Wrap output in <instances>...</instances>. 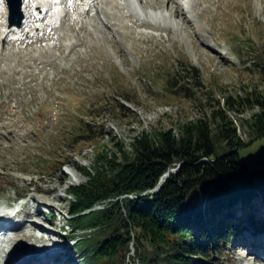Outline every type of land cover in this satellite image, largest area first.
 Masks as SVG:
<instances>
[{
	"label": "rangeland",
	"instance_id": "1",
	"mask_svg": "<svg viewBox=\"0 0 264 264\" xmlns=\"http://www.w3.org/2000/svg\"><path fill=\"white\" fill-rule=\"evenodd\" d=\"M142 2L148 10L172 14L170 1L153 6ZM65 8L58 29L49 23L50 15L42 19L43 30L34 21L28 37L10 46L0 41V199L8 207L22 205L16 216L25 219L12 234L26 252L10 264H33L40 251L55 253L52 264H80L77 243L67 237L73 232L66 220L70 195H62L70 184L88 178L81 167L95 161L96 140L89 139L92 132L85 130V122L131 150L144 133L171 130L178 137L183 125L201 119L215 128L218 120L211 113L223 109L237 135L247 139L249 122L260 107L252 103L242 108L233 98L264 93V0H196L191 21L172 15L167 26L157 22L161 27L142 22L145 17L156 23L150 16L121 11L107 26L93 15L94 9L84 14L90 25L83 27L74 19L76 5ZM61 29L73 35L74 46L66 47ZM180 63L200 73V85L190 87V93L169 85ZM239 156L250 167L258 164L264 159V136L241 147ZM33 194L54 207L37 209ZM59 209L65 213L60 218ZM248 212L264 218V201L251 207L239 203L236 218ZM48 215H53V233L41 231L40 238V229L30 222L44 217L46 223ZM59 222L66 226L56 234ZM263 231L251 227L234 235L227 246L214 250L218 263L264 264ZM125 264L136 262L127 258Z\"/></svg>",
	"mask_w": 264,
	"mask_h": 264
},
{
	"label": "trees",
	"instance_id": "2",
	"mask_svg": "<svg viewBox=\"0 0 264 264\" xmlns=\"http://www.w3.org/2000/svg\"><path fill=\"white\" fill-rule=\"evenodd\" d=\"M175 68L171 87L186 93L199 87L200 73L193 65ZM235 101L242 108L260 107L249 122L247 139L237 135L223 109L211 113L218 120L215 128L201 119L183 125L178 137L171 130L144 133L131 150L85 122V130L92 132L89 139L96 140L95 161L81 167L88 178L68 189L72 218L67 221L73 232L67 237L77 243L80 264H125L127 258L136 264H219L214 250L243 229H264V219L251 212L235 217L239 203L251 207L257 199L264 201V168L246 175L252 166L239 156L241 147L264 136V93ZM225 102L229 106L232 101L228 97ZM261 164L264 159L255 165Z\"/></svg>",
	"mask_w": 264,
	"mask_h": 264
},
{
	"label": "bare ground",
	"instance_id": "3",
	"mask_svg": "<svg viewBox=\"0 0 264 264\" xmlns=\"http://www.w3.org/2000/svg\"><path fill=\"white\" fill-rule=\"evenodd\" d=\"M169 1L172 4L171 15H169L163 9L148 10V8L144 7V5L142 6V0H21L23 24L19 27L16 25L10 26L7 24V18L5 15L6 3L5 0H0V41H2L3 43L7 41V45L10 46L14 40L21 39L23 37H28L32 30L30 27L34 21H38L37 27L43 30L45 27L44 23L42 22V19L47 16L50 17V15L54 18L52 17L53 21L49 20V23H51V25L55 26V28L58 29V26L61 25V23H58L59 20L62 16H66L67 14V12H65V6H69L70 4L76 5L74 19L77 22H81L83 27L90 25V22L85 18L84 14L90 12V10L93 9L95 10L93 15L97 14L101 21L107 26H110V24H112L111 19L118 15L116 11H121L127 14L130 12L131 14H134L137 17L150 16L155 20L156 23L148 22L145 17H143L142 22L145 25H155L157 27H161L159 24L160 22L157 23L158 21H163L165 23L164 26L170 24L172 15L181 16V18L183 17L185 21H191L194 18L195 12L193 6L196 3V0H167V3H169ZM164 2H166V0H145V5H162ZM61 31L62 35L66 39V47L74 46L75 41L72 40L73 35H71L67 29H61ZM60 33L61 32H59V36L61 35ZM47 45L51 49L52 46L50 44ZM10 51L11 50H9V52H6L7 64H9V66L12 65L11 60L13 54V52L11 53ZM32 201L34 202V206H37L39 210L44 207L49 208L50 206H53L51 203L40 197L36 198V195L34 194L33 196H31V202ZM7 207L8 206L5 204L3 199H0V217H3V215L6 214L1 210L6 209ZM30 223H32L33 225L35 224L34 226L36 228L38 227L39 229H41V226L39 224H36L33 221H31ZM16 226L17 225L14 224V222L12 224H6L5 235H3V238L0 240V264H10L9 262L11 260H13L14 258H18L22 254H24V252H26L25 250L21 249V244L18 245V243L15 241L16 239L14 238L11 232L13 231L12 229H15ZM25 231L27 234H32L30 229H27ZM39 254L40 255L36 257L35 261L42 260L43 264H52V260H54L55 253H52L51 251H48V253H41L40 251Z\"/></svg>",
	"mask_w": 264,
	"mask_h": 264
},
{
	"label": "water",
	"instance_id": "4",
	"mask_svg": "<svg viewBox=\"0 0 264 264\" xmlns=\"http://www.w3.org/2000/svg\"><path fill=\"white\" fill-rule=\"evenodd\" d=\"M8 1V7H9V25H17V26H21L22 25V21H23V13L21 10V0H7ZM264 168V165H257V166H253L252 168H250V170L246 173V175L253 169L255 168ZM176 170H178L177 168L175 169H170L168 172H166L161 179L158 182V185L156 187V190H158L161 186V183L173 172H175ZM225 178H228L227 176ZM13 208H17L19 209V207L14 206V207H7L4 210H1L2 212L5 213H14L16 210ZM12 210V211H11Z\"/></svg>",
	"mask_w": 264,
	"mask_h": 264
}]
</instances>
